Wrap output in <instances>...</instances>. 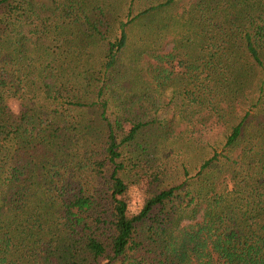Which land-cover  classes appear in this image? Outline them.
I'll return each mask as SVG.
<instances>
[{
	"label": "trees",
	"instance_id": "1",
	"mask_svg": "<svg viewBox=\"0 0 264 264\" xmlns=\"http://www.w3.org/2000/svg\"><path fill=\"white\" fill-rule=\"evenodd\" d=\"M183 1L0 0V264H264V0Z\"/></svg>",
	"mask_w": 264,
	"mask_h": 264
},
{
	"label": "rangeland",
	"instance_id": "2",
	"mask_svg": "<svg viewBox=\"0 0 264 264\" xmlns=\"http://www.w3.org/2000/svg\"><path fill=\"white\" fill-rule=\"evenodd\" d=\"M187 2H188V0L183 1L180 4L174 5L170 10H167V11H163V12L159 11V13L157 15H155L156 29H159L162 24H166V26H171L173 21H175L178 17H181L182 11L184 9L186 10V8L188 7ZM141 32H142V23L132 25L128 29V33H133V36H137ZM158 32L161 33L160 31H158ZM168 49L169 48L167 46V48H165L164 51H167ZM162 52L163 51H160L159 53H162ZM145 62L146 61H144V62L141 61V68L149 70L148 63H145ZM167 84H168V86L163 87L162 89L155 88V91H157L158 94L161 96V98L163 100H165L166 102H168L169 98L171 97V94L174 93V91H176V86H174L169 81L167 82ZM220 131L221 130H219V128H214L211 131V134H209V136H206V141L215 142ZM190 162H196V161H195V159H190Z\"/></svg>",
	"mask_w": 264,
	"mask_h": 264
}]
</instances>
